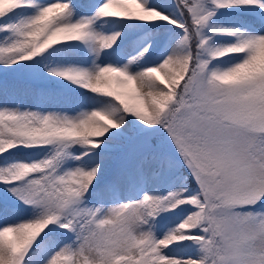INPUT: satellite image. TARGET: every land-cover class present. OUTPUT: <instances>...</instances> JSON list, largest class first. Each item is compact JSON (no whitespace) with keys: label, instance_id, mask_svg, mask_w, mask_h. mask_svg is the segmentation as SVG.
Instances as JSON below:
<instances>
[{"label":"snow or ice","instance_id":"obj_1","mask_svg":"<svg viewBox=\"0 0 264 264\" xmlns=\"http://www.w3.org/2000/svg\"><path fill=\"white\" fill-rule=\"evenodd\" d=\"M0 264H264V0H0Z\"/></svg>","mask_w":264,"mask_h":264}]
</instances>
